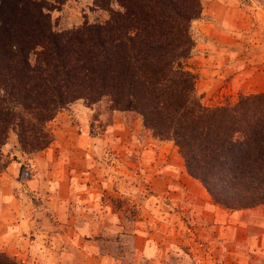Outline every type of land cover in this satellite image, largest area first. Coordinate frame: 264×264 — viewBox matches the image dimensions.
Here are the masks:
<instances>
[{
    "label": "rangeland",
    "instance_id": "obj_1",
    "mask_svg": "<svg viewBox=\"0 0 264 264\" xmlns=\"http://www.w3.org/2000/svg\"><path fill=\"white\" fill-rule=\"evenodd\" d=\"M46 1L57 31L109 16L95 0ZM201 1L188 60L201 101L218 106L264 91V0ZM49 127L45 151L23 152L14 133L3 149L0 252L25 264H264V204L216 203L178 147L137 113L78 101ZM17 161L15 175L8 165ZM20 219L27 230L10 234Z\"/></svg>",
    "mask_w": 264,
    "mask_h": 264
},
{
    "label": "trees",
    "instance_id": "obj_2",
    "mask_svg": "<svg viewBox=\"0 0 264 264\" xmlns=\"http://www.w3.org/2000/svg\"><path fill=\"white\" fill-rule=\"evenodd\" d=\"M94 3L105 21L57 31L46 0H0V170L12 133L23 152H42L59 112L105 102L172 141L222 207L264 204V91L218 106L201 101L188 60L202 1ZM0 264L25 263L0 252Z\"/></svg>",
    "mask_w": 264,
    "mask_h": 264
},
{
    "label": "crops",
    "instance_id": "obj_3",
    "mask_svg": "<svg viewBox=\"0 0 264 264\" xmlns=\"http://www.w3.org/2000/svg\"><path fill=\"white\" fill-rule=\"evenodd\" d=\"M43 151H45V150H43ZM18 163H17V166H13V163H10V165H8V171H10V169H11V165H12V168H14V171H15V175L17 174V172L19 171V166L21 165V162L20 161H17ZM4 174V176H0V179H3V177H5V172L3 173ZM12 178L14 177V176H11ZM29 182H32L31 180L29 181ZM15 183H17V181L16 180H14V181H12V184L10 185V187L12 188V190H15V187H16V184ZM49 187L50 186H48V188L47 189H49ZM53 190V192L55 191L56 192V188H55V185H53L52 187H50V191H52ZM14 192V191H13ZM9 193V192H8ZM0 194L1 195H4V197H0V201L2 200V198H4L3 200H8L6 197H7V195H6V193H4V192H2L1 193V190H0ZM57 194V193H56ZM53 196V195H52ZM59 202H60V204H65L66 202H65V199H60L59 200ZM1 205H3V203H1ZM3 207V206H2ZM20 221H21V223H19L18 222V224H16V225H14V227L12 228V231H11V233L10 234H16V233H21V231L23 230V229H25V230H27V228H23V225L25 224L24 223V220L23 219H20ZM1 234V233H0ZM23 238H26V236H23ZM37 245H38V241L37 240H35V239H32V241H31V244H30V251H32V253L33 254H36V247H37ZM55 247H56V245H55ZM39 249V248H38ZM56 251V249H54L53 250V252H55ZM57 252V251H56ZM12 255H14V254H12ZM76 258H78V257H76ZM75 262V261H74ZM56 264V263H55ZM75 264V263H74Z\"/></svg>",
    "mask_w": 264,
    "mask_h": 264
}]
</instances>
